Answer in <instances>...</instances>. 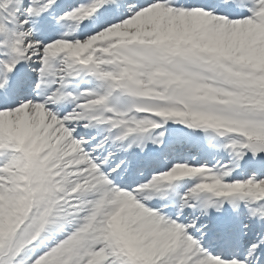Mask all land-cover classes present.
Masks as SVG:
<instances>
[{"label": "snow or ice", "instance_id": "1", "mask_svg": "<svg viewBox=\"0 0 264 264\" xmlns=\"http://www.w3.org/2000/svg\"><path fill=\"white\" fill-rule=\"evenodd\" d=\"M0 264H264V0H0Z\"/></svg>", "mask_w": 264, "mask_h": 264}]
</instances>
